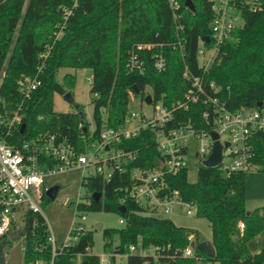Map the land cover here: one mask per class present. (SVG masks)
Segmentation results:
<instances>
[{
    "label": "trees",
    "instance_id": "16d2710c",
    "mask_svg": "<svg viewBox=\"0 0 264 264\" xmlns=\"http://www.w3.org/2000/svg\"><path fill=\"white\" fill-rule=\"evenodd\" d=\"M192 1L196 12L186 8V0H176L177 9L169 0H0V113L7 116L19 110L25 125L24 132L18 128L12 137L5 136L6 140L20 146L41 134H54L76 147L79 154L85 153L86 148L100 141L104 119L115 130L125 124L131 95L141 96L144 101L150 90L155 100L162 99L167 105L182 100L191 87L183 77L186 68L202 80L212 99L231 112L264 104V0L237 4L241 24L220 48L207 72L201 67L198 50L202 39L212 35L214 1ZM179 41L182 50L176 46ZM139 45L153 47L139 50ZM160 53L166 59L162 72L154 65ZM133 54L143 62V74L130 70ZM44 55L46 58H42ZM41 65L43 69L38 73ZM62 69L93 72V133L79 115L85 116L82 106L76 104L75 111L69 113L54 110V96L73 92L77 83L71 74L59 82ZM38 74L41 86L25 98L19 82ZM210 83L215 84V90L209 88ZM213 109L203 102L191 105L188 110L176 112V121L169 126L209 130L203 114L213 113ZM155 138L152 131L144 130L118 146L137 154L127 164L126 173L115 172L109 182L98 174L82 178L87 195L76 206L77 211L115 213L124 221L119 229L102 231L104 254L110 256V263L116 264L117 256H127L126 264H264V248L258 254L247 249L248 241L264 229V209H246L247 172L228 175L219 168H202L195 183L188 180V170L165 178L168 191L178 190L183 200L196 205L197 217L209 222L215 258L199 250H194L191 258L184 257L194 232L134 203L129 195L134 185L131 172L155 166L161 157ZM251 146V161L264 172V133H258ZM60 165L57 160L47 159L44 168L59 169ZM97 193L101 194L98 202L93 198ZM48 201L44 197L42 205ZM124 206L125 214L120 211ZM30 218L35 220L32 228ZM25 223V264L101 263V257L90 254L94 244L91 231L56 248L53 255L45 217L28 212ZM239 224L245 228L240 230ZM73 234L71 231V238ZM139 242L145 248H164L160 259L130 254L129 248ZM194 242H200L197 234Z\"/></svg>",
    "mask_w": 264,
    "mask_h": 264
},
{
    "label": "built area",
    "instance_id": "2783aa9c",
    "mask_svg": "<svg viewBox=\"0 0 264 264\" xmlns=\"http://www.w3.org/2000/svg\"><path fill=\"white\" fill-rule=\"evenodd\" d=\"M213 1L215 17L211 24L210 42L207 45L206 42L201 41L198 50L204 72L209 70L220 48L232 39L233 32L241 24L237 4L243 3L244 0ZM169 3L172 8H178L176 0H169ZM67 12V14L72 13ZM176 46L182 50L181 41ZM152 47V45H139L138 49L150 50ZM42 58H46V55ZM154 65L158 72L166 69V59L161 53L155 56ZM129 68L131 71L144 73L143 62L135 54L129 60ZM42 69L43 66H39L38 73ZM183 77L191 82V87L182 100L167 105L162 99L155 100L152 94H147L146 96H152L153 103L148 105L145 100L142 103L152 108L150 113L129 111L125 124L116 130L109 128L104 119L100 141L86 148L85 153L82 154H79L72 144L54 134H41L20 146L10 144L5 136L12 137L18 128L21 129L22 115L19 110L7 116L0 113V241L16 229L15 224L18 221L25 222L28 212L44 216L42 201L48 190L45 186L48 175L76 167L83 170L93 168L95 171L90 175L98 174L109 182L115 172L126 173L127 164L132 163L137 158V154L118 146L136 138L144 130L154 133L156 148L161 157L150 169L132 170L131 178L134 180V185L129 190V195L134 203L151 208L157 216L159 213L169 215L176 208L188 216H197L196 205L183 200L178 190L168 191L165 178L189 170L188 156L196 140L200 142V146L195 158L201 163V169L207 168L205 162L211 157L215 142L211 136L212 132L219 135V142L223 146L222 161L216 168L228 175L256 169L251 161L253 157L251 142L258 133H264V104L262 108H241L231 112L225 105H219L216 99H212L207 94L202 80L192 76L188 68L185 69ZM41 84L39 74L35 78L25 77L19 82L20 93L25 98H29ZM209 86L212 90L216 89L214 83H210ZM200 102L214 107L213 113L207 111L203 114V118L210 124L209 130H195L191 125L174 128L169 126L176 121V112L188 110L191 105ZM157 103L160 107H156ZM225 135L226 140L222 138ZM47 159L60 162V168L45 169ZM18 214L21 218H18ZM81 221H86L85 215L81 216ZM82 222H75L73 225L72 240L74 241L86 231ZM120 223L124 225L123 220ZM239 227L240 230L245 228L244 224H239ZM49 238L54 255L56 247L52 231ZM193 239L192 235L190 241L192 242ZM23 250L25 251L24 247ZM150 251L152 254H148ZM163 252L164 248H145L140 242L129 248L130 254L152 256L155 261L160 259ZM193 252L194 249L190 245L183 255L191 258Z\"/></svg>",
    "mask_w": 264,
    "mask_h": 264
},
{
    "label": "rangeland",
    "instance_id": "374dc122",
    "mask_svg": "<svg viewBox=\"0 0 264 264\" xmlns=\"http://www.w3.org/2000/svg\"><path fill=\"white\" fill-rule=\"evenodd\" d=\"M66 74L76 76V84L73 90V97L75 103L84 108L85 119L89 124V130L93 133L95 129L93 120V106L91 95V83L93 72L91 69H62L58 74V81L62 82L63 77ZM147 94H151L150 90L146 91ZM156 107H160L157 103ZM130 112H143L150 113V106L142 103L141 96H131ZM54 110L57 113H69L74 112L75 108L70 105L64 96L56 94L54 96ZM226 140V135L222 136ZM200 142L196 140L192 146L190 155L188 156L189 170L188 180L191 183H195L198 178V172L201 169V163L196 160L195 153L198 151ZM95 170L82 168H71L68 170L58 171L55 174L48 175L45 179V186L47 189L51 187H59L60 190L56 197V200L44 202L42 209L44 217L48 222L49 230L55 235L56 242L54 246L61 248L64 244L67 245L73 239L70 237V229L73 224L80 223L81 216L85 215L86 221L82 222L85 230L93 233V248L90 252L91 255L101 257L100 264H111L110 256L104 254V239L103 232L98 228V225L103 226V230L106 229H119L123 225L120 223L121 218L115 213L106 212H91L80 211L78 212L76 206L79 202L85 200L87 195V189L81 186V181L84 176H89ZM81 197V198H80ZM82 199V200H80ZM246 209L248 212L256 211V209H264V172L254 169L247 172V194H246ZM21 218V215H17ZM159 217L169 219L177 226L190 229L194 232L195 236L198 235L200 242H207L212 238V231L209 222L206 219L198 218L197 216H188L177 208L169 215H163L159 213ZM17 229L25 228L23 222L18 221L15 224ZM193 235L192 242L195 241ZM24 239L19 238L11 242L5 250V258L7 264H25V252L23 250ZM264 248V229L257 234L254 238L248 241L247 249L251 254H258ZM152 254V252H148ZM8 259V260H7ZM80 260V257H79ZM127 256H117L116 264H126ZM43 264V263H42ZM208 264H213L209 262Z\"/></svg>",
    "mask_w": 264,
    "mask_h": 264
},
{
    "label": "water",
    "instance_id": "95a60500",
    "mask_svg": "<svg viewBox=\"0 0 264 264\" xmlns=\"http://www.w3.org/2000/svg\"><path fill=\"white\" fill-rule=\"evenodd\" d=\"M185 6L188 10H190L191 12H196V9H195V6H194V3L192 0H186V3H185ZM202 41L204 42H210V38L208 37H205L202 39ZM134 89L136 90V92L138 93L139 90L134 87ZM64 99L70 104L72 105L73 107L76 106V103H75V99L73 97V93L72 92H67L65 95H64ZM145 102L146 104L150 105L152 102V96L151 95H148L146 96L145 98ZM257 108H262L263 107V103L262 102H259L257 103L256 105ZM80 117L82 119L86 118L83 113H79ZM25 130V125L22 124L21 126V132H24ZM211 136L213 138V140L215 141L214 142V146H213V152L211 154V157H209V159L205 162V165L207 168H216L218 167L220 164H221V161H222V153H223V146L222 144L219 142V135L215 132H212L211 133ZM226 147H228V144H226ZM60 188L59 187H51L47 190L46 192V197L53 201V200H56V197L58 195V192H59ZM93 198L95 199L96 202H98L101 198V194L97 193V194H94L93 195ZM120 211L125 214L126 213V208L125 206L122 207L120 209ZM33 221L34 218H30V221H29V226L30 228L33 227ZM98 228L103 231V226L101 225H98ZM28 229L27 227L25 228H19V229H15L13 231H11L7 237H5L3 240L0 241V264H7L6 262V258H5V250L7 248V246L19 239V238H23L26 233H27ZM191 247L194 249V250H199V251H202L204 252L208 257L211 258H215L216 256V252H215V248L212 244V242H199V243H196V242H192L191 243Z\"/></svg>",
    "mask_w": 264,
    "mask_h": 264
},
{
    "label": "crops",
    "instance_id": "0c3cea01",
    "mask_svg": "<svg viewBox=\"0 0 264 264\" xmlns=\"http://www.w3.org/2000/svg\"><path fill=\"white\" fill-rule=\"evenodd\" d=\"M52 175V174H51ZM24 224H25V227H26V223L25 222H23ZM48 223V222H47ZM74 225V224H73ZM72 228H73V226H72ZM72 228L70 229V233H71V231H72ZM16 229H17V227H16ZM53 233V232H52ZM53 235H54V233H53ZM54 238H55V235H54ZM55 242H56V239H55ZM209 242H211V239L209 240ZM65 245V244H64ZM24 246V245H23ZM25 252V251H24ZM8 260V259H7ZM9 261V260H8ZM7 261V262H8Z\"/></svg>",
    "mask_w": 264,
    "mask_h": 264
}]
</instances>
